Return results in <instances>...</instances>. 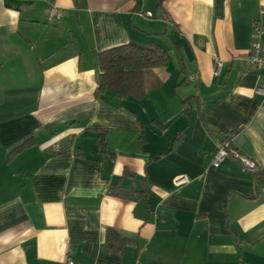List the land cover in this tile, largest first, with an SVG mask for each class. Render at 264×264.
Segmentation results:
<instances>
[{
  "label": "crops",
  "instance_id": "1",
  "mask_svg": "<svg viewBox=\"0 0 264 264\" xmlns=\"http://www.w3.org/2000/svg\"><path fill=\"white\" fill-rule=\"evenodd\" d=\"M55 1L0 0V264H264V185L212 163L227 139L264 171V0ZM128 42L167 63L97 94Z\"/></svg>",
  "mask_w": 264,
  "mask_h": 264
},
{
  "label": "trees",
  "instance_id": "2",
  "mask_svg": "<svg viewBox=\"0 0 264 264\" xmlns=\"http://www.w3.org/2000/svg\"><path fill=\"white\" fill-rule=\"evenodd\" d=\"M166 50L157 44H139L128 42L115 46L97 54L99 66V82L97 94L113 92L119 98L145 95L143 83L144 71L150 68L164 66L167 63ZM260 185H264V171L255 172ZM114 229H107L106 246L110 249H120L130 242Z\"/></svg>",
  "mask_w": 264,
  "mask_h": 264
},
{
  "label": "built area",
  "instance_id": "3",
  "mask_svg": "<svg viewBox=\"0 0 264 264\" xmlns=\"http://www.w3.org/2000/svg\"><path fill=\"white\" fill-rule=\"evenodd\" d=\"M21 3H30L36 1H44L48 3L47 10V18L52 20L59 16V7L56 4L55 0H16ZM255 36H259L261 34V29L258 26H254ZM244 64L248 67L252 68H262L264 67V43H262L258 39H254L251 41L247 56L244 58ZM257 92L261 95H264V87L257 88ZM227 157H232L237 159L240 164L248 171L255 172L257 170L256 163L243 156L236 149H234L230 142L227 139H222L218 143V151L213 158V165L217 166L221 161H223ZM185 180V178H181L175 181V184H179L181 181ZM64 264H74V262L70 259L66 260Z\"/></svg>",
  "mask_w": 264,
  "mask_h": 264
}]
</instances>
